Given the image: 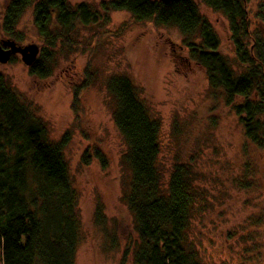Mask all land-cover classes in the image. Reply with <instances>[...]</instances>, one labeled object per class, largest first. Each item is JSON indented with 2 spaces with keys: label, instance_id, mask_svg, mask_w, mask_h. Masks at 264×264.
Segmentation results:
<instances>
[{
  "label": "rangeland",
  "instance_id": "rangeland-1",
  "mask_svg": "<svg viewBox=\"0 0 264 264\" xmlns=\"http://www.w3.org/2000/svg\"><path fill=\"white\" fill-rule=\"evenodd\" d=\"M68 1L73 6L86 2L101 11V3L109 0ZM8 2L0 0V41L11 39L2 30ZM194 2L218 33L220 52L237 72L245 70L236 58L227 18L203 0ZM261 2L253 0L247 8L250 30L264 34ZM108 15V20L78 23L71 34L73 45H58L48 78L32 76L21 55L0 63V74L46 126L49 141L57 144L69 133L63 153L77 195L74 264H134L140 243L125 199L132 177L124 159L128 148L108 90L114 75L129 78L150 116L160 121L162 188L177 164L193 172L198 197L187 232L202 264H264V147L246 137L223 89L213 88L205 69L189 58L176 26L134 22L124 10ZM16 30L23 38L18 44L42 48L33 6ZM85 80L90 84L73 108L74 88Z\"/></svg>",
  "mask_w": 264,
  "mask_h": 264
},
{
  "label": "trees",
  "instance_id": "trees-1",
  "mask_svg": "<svg viewBox=\"0 0 264 264\" xmlns=\"http://www.w3.org/2000/svg\"><path fill=\"white\" fill-rule=\"evenodd\" d=\"M251 1L203 0L227 18L236 58L246 67L241 72L220 52V37L194 0H109L101 3L104 13L86 2L73 6L68 0H9L2 30L12 40L23 41L16 28L26 9L33 6L43 46L29 73L45 79L54 71L58 45H73L71 34L78 23L108 20V12L124 10L134 22L176 26L189 58L205 69L213 88L223 89L226 104L239 117L246 137L264 147V34L258 28L250 30L247 5ZM260 8L264 10V2ZM85 72L90 76L88 69ZM89 84L85 80L74 88L73 108ZM108 90L116 101L115 123L128 148L124 159L132 177L125 199L140 239L134 264H202L187 232L198 197L193 172L188 165L177 164L167 187L162 188L160 121L150 116L126 76H112ZM68 140L66 133L59 143H51L46 126L0 74L2 264H74L77 195L63 153ZM96 156L105 165L99 151ZM83 160L88 162V155Z\"/></svg>",
  "mask_w": 264,
  "mask_h": 264
},
{
  "label": "water",
  "instance_id": "water-1",
  "mask_svg": "<svg viewBox=\"0 0 264 264\" xmlns=\"http://www.w3.org/2000/svg\"><path fill=\"white\" fill-rule=\"evenodd\" d=\"M40 47L37 44L20 45L12 39L0 41V63L6 64L15 55H21L22 61L30 67L37 59Z\"/></svg>",
  "mask_w": 264,
  "mask_h": 264
}]
</instances>
